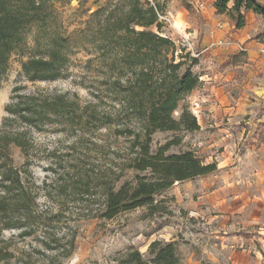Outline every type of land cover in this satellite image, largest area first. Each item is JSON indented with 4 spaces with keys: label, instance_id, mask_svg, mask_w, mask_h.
<instances>
[{
    "label": "trees",
    "instance_id": "obj_1",
    "mask_svg": "<svg viewBox=\"0 0 264 264\" xmlns=\"http://www.w3.org/2000/svg\"><path fill=\"white\" fill-rule=\"evenodd\" d=\"M64 1L0 0V85L11 56L32 38L0 123V264H36L34 257L42 264H65L76 248L68 222L111 221L142 207L149 215L163 212L157 196L176 182L216 170L192 150L170 152L181 145L178 133L199 130L188 107L179 110L200 83L194 72L199 59L163 35L162 5L107 0L69 36L54 6ZM213 6L236 29L249 11L264 19L258 0H215ZM76 52L86 57L80 85L88 99L34 86L64 78ZM236 59L231 56V63ZM49 131L71 142L58 140L49 148L36 139ZM156 132L175 135L152 151ZM11 146L23 157L20 167L13 164ZM33 166L44 173L42 180L34 177ZM127 172L133 176L119 185ZM64 227L68 232L60 234ZM27 240L35 247L24 250ZM115 262L180 264V257L175 242L155 240L145 255L130 248Z\"/></svg>",
    "mask_w": 264,
    "mask_h": 264
},
{
    "label": "crops",
    "instance_id": "obj_2",
    "mask_svg": "<svg viewBox=\"0 0 264 264\" xmlns=\"http://www.w3.org/2000/svg\"><path fill=\"white\" fill-rule=\"evenodd\" d=\"M154 2L172 26L173 33L163 35L174 41L176 33L198 55L203 81L186 99L203 96L194 110L196 132L204 138L206 160L216 164L214 172L176 182L167 192L175 221L177 213L191 223L204 218L211 228L182 245L175 229L162 225L155 239L175 242L180 264H264V19L249 11L236 29L226 13H216L215 0H186L191 14L182 0Z\"/></svg>",
    "mask_w": 264,
    "mask_h": 264
},
{
    "label": "rangeland",
    "instance_id": "obj_3",
    "mask_svg": "<svg viewBox=\"0 0 264 264\" xmlns=\"http://www.w3.org/2000/svg\"><path fill=\"white\" fill-rule=\"evenodd\" d=\"M145 1V0H141ZM154 2V0H148ZM107 0H65L62 3H55V8L60 13V18L63 28L66 30L67 35L71 36L73 31L81 29L83 27V22L86 20L87 16L95 11L96 9L104 6ZM182 4V3H181ZM187 3H183L186 6ZM187 9V8H186ZM188 13L191 14L190 10L187 9ZM164 17V16H159ZM159 20L163 24L162 32L163 34L167 31L173 33L171 23L166 22L163 19ZM179 23V33L184 36L185 25L178 18L176 20ZM175 24V23H174ZM155 31L154 28H152ZM165 36V35H164ZM174 37V42L178 48H185V42L176 33L172 35ZM32 47V38L27 36L21 49L14 53L10 60L7 73L0 85V123L2 117L5 115L4 106L8 102L10 90L15 82L21 80V62L27 60L30 56V48ZM190 52V51H189ZM194 55V54H193ZM85 54L82 52H76L74 55L70 56L69 64L67 66L66 76L54 82H36L34 86L48 89V90H58L61 92L76 93L80 100L85 101L89 98L87 90L80 85V73L81 64L85 60ZM194 72L199 75L202 72L194 69ZM30 88L31 85L28 84ZM202 95L199 94L195 99L189 102L188 99H184L179 104V110L183 105H186L190 112L191 104L202 103ZM191 114H193L191 112ZM179 115V111L174 113L176 118ZM194 116V115H193ZM197 121V119H196ZM198 123V122H197ZM175 134L172 132H156L151 137V150L156 151L159 146L164 145L167 141L171 140ZM181 137L182 142L179 147H172L170 152H178L181 150H192L196 155L206 163L214 162V160L207 159L210 157L207 151L204 149V138L200 132H190V133H178ZM36 139L47 145V147L55 146L58 140H61L63 144H68L71 142L70 139L65 140L63 134H55L51 131L35 134ZM121 140V139H119ZM123 142V141H122ZM10 155L13 160V164L16 167H20L23 163V157L19 149L11 146ZM46 162L41 163V166H45ZM34 177L40 181L42 180L44 173L41 171L40 167L33 166L31 169ZM133 176L132 172H127L126 176L122 179L119 185L125 181L129 180ZM168 190L163 192L160 196L155 198V202L162 201L161 207L163 212H158L154 215H149L146 207L138 208L130 211L126 214L120 215L111 221H96V220H74L68 222L65 226L75 229V250L68 259L64 261L65 264H116L115 260L125 253L130 248L137 249L141 254H146L148 246L151 242L157 240L155 239L157 235L155 232L158 231L162 225H171L177 234L178 241L182 245H186L189 242L184 240V238L177 232L176 226L179 221H175V217L172 213V198L167 194ZM179 217V214H176ZM64 227L62 232L67 233L68 229ZM5 237H9L11 234L9 232L4 233ZM159 241L167 242L163 239ZM18 246L22 244L18 243ZM35 247L34 243H29L26 241L24 245V250H29L30 247ZM38 258L36 264H42L41 257Z\"/></svg>",
    "mask_w": 264,
    "mask_h": 264
},
{
    "label": "built area",
    "instance_id": "obj_4",
    "mask_svg": "<svg viewBox=\"0 0 264 264\" xmlns=\"http://www.w3.org/2000/svg\"><path fill=\"white\" fill-rule=\"evenodd\" d=\"M160 19L165 20L164 17H159ZM240 51H243V48L240 47ZM195 57H197V54H194ZM199 82H202V76H198ZM197 104L193 103L191 104V109L193 115L195 114V109H197ZM179 222L176 226L177 232L185 239H195L197 237L198 230L204 229L208 230L211 228V224L206 221L204 218L195 219V223H191L190 219L188 217H183L181 214H179ZM114 264V263H112Z\"/></svg>",
    "mask_w": 264,
    "mask_h": 264
}]
</instances>
